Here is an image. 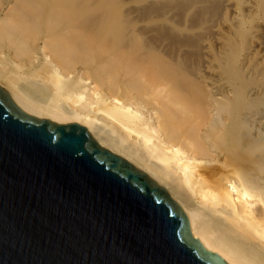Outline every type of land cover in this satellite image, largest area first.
<instances>
[{"label":"bare ground","instance_id":"6f19581e","mask_svg":"<svg viewBox=\"0 0 264 264\" xmlns=\"http://www.w3.org/2000/svg\"><path fill=\"white\" fill-rule=\"evenodd\" d=\"M46 2L42 3L44 7L41 5L45 19L52 13L62 17L55 37L66 39L69 34V39L71 29L82 25L89 14L80 0ZM260 3L254 6L256 10ZM0 21V45H8L4 40L16 43L12 37L17 25L5 13ZM96 21L98 24L100 19ZM127 32L118 26L106 35L113 40L111 62L115 63L108 66L114 70V79H108L109 83L114 80L113 86L109 84L112 89L106 87L110 91L98 87L100 82L108 83L100 66L103 57L100 65L84 69L94 78L91 80L79 74L65 75L55 60L38 54L23 64L28 70L26 75L33 74L34 79L19 83L22 77L16 71L4 79L0 76V88L17 109L31 117L84 126L100 146L164 188L182 209L191 235L206 251L215 253L226 264H264V108H253L246 98L261 92V88L241 89L231 81L237 76L229 72L232 87L226 91L229 95L222 97L226 100L216 97L211 88L207 93L198 91L180 70L177 57L167 61L163 46L149 43L148 30L138 31V37L130 29ZM106 36L99 42L107 40ZM69 41L75 44V40ZM69 49L63 48L62 52ZM76 50L81 49L78 46ZM13 51L20 57L23 50ZM57 51L62 54L60 48ZM9 56L4 53L3 57L11 65L22 67ZM43 66L48 68L45 77L39 73ZM50 83L52 88L48 87ZM201 93L206 95L201 97Z\"/></svg>","mask_w":264,"mask_h":264},{"label":"water","instance_id":"95a60500","mask_svg":"<svg viewBox=\"0 0 264 264\" xmlns=\"http://www.w3.org/2000/svg\"><path fill=\"white\" fill-rule=\"evenodd\" d=\"M0 264L226 263L84 126L31 117L0 88Z\"/></svg>","mask_w":264,"mask_h":264},{"label":"rangeland","instance_id":"374dc122","mask_svg":"<svg viewBox=\"0 0 264 264\" xmlns=\"http://www.w3.org/2000/svg\"><path fill=\"white\" fill-rule=\"evenodd\" d=\"M70 1L75 3L76 0ZM80 1L89 10V14H86L88 17H85L81 23L82 25H75L78 24L75 23L74 28L71 29L70 38L67 39L69 37V34H67L68 36H65L66 39H63L55 37L56 35L53 34L62 26L61 15L55 16L53 13L51 14L52 16L50 15L56 20V24L55 20L53 22L50 16L47 19L44 18L43 5H46V0H33V2L32 0H0V18L5 13L17 25L12 37V39L16 38V43L13 40L12 43H8L11 40H4V44L8 45L6 47L2 45L3 43L0 45V76L4 79L5 75L13 76L16 71H19L22 77L19 83H22L23 80L34 79L33 74L26 75L28 70L24 65H26L25 63L31 56L38 54L39 56L47 55L52 61L55 60L56 65L58 64L57 67L65 75L68 73L73 76L79 74L93 80L94 78L90 73L84 71V69L100 65V59L103 57L104 62L100 66L104 72L103 76H106L103 79L104 81L107 80L106 82L108 83L100 82L98 87L101 90L110 91L114 80L111 81L112 84L109 82L114 77V70L113 68L109 69L108 66L111 68V65H115V63L111 62L114 60V52L111 49L113 40L111 38L110 41V37L106 35H111L118 26H121L125 33L130 29L131 32H136V36L138 31L140 33L148 30L150 32L149 43L152 42L155 45L158 43V45L163 46L165 60L175 61L177 57L178 60L176 62L179 63L180 70L187 75V79L191 81L190 83L193 84L194 88L199 89L198 91L207 93V91L212 90V93L219 98L228 96V92H230L229 90L232 87L230 85L231 75H236L237 77L235 76L236 78L234 77L235 79L231 81L235 82L234 84L237 87L244 90L252 86L261 88V92L246 98L251 102L253 108L256 106L264 108V0H229V3H227V0ZM261 1L262 3L259 4L258 10H256L254 6ZM9 7L11 9L7 11ZM25 12H27V15ZM31 17H34L33 21L35 22L31 21ZM48 19L49 22H46ZM99 19L100 22L96 24V20ZM91 23L92 25L88 29ZM134 29L136 30L134 31ZM104 36H106L107 40L99 42V39ZM145 38L147 41L148 36ZM69 40H75V44L72 41L70 43ZM137 40V43L140 44V39L137 38ZM76 41L81 44H77L78 42ZM69 43L70 47L68 46ZM53 44L56 45L54 46ZM66 45L71 49L66 47ZM78 46L81 49L80 51L76 50ZM72 47L75 48L73 49ZM59 48L61 52L63 48L69 49L70 52L68 51L69 54H65L68 53L65 50L61 55H58L57 50ZM14 49L23 50V56L22 54L20 57L15 56ZM4 53L8 54V56L12 54L9 57H12L23 68L11 65L8 59L3 57ZM93 59L94 61L97 59L96 62L92 61ZM110 62L111 64H109ZM47 71V66H43L39 73L45 77L47 76ZM229 72L231 75H229ZM108 75L111 76L107 78ZM227 77L230 79L228 80ZM3 79L0 77L1 81ZM228 83L229 85H227ZM109 84H111V88ZM48 87L52 88V84L50 83ZM206 93L204 94L206 95ZM204 94L201 93V97ZM232 96L234 95H231L230 98H233ZM222 99L226 100L225 98ZM227 109L230 110L231 106Z\"/></svg>","mask_w":264,"mask_h":264}]
</instances>
